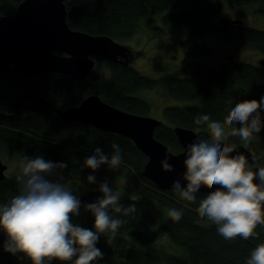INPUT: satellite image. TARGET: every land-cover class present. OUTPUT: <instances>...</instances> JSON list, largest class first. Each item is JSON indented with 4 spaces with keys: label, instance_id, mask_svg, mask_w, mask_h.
<instances>
[{
    "label": "trees",
    "instance_id": "1",
    "mask_svg": "<svg viewBox=\"0 0 264 264\" xmlns=\"http://www.w3.org/2000/svg\"><path fill=\"white\" fill-rule=\"evenodd\" d=\"M20 1L0 0V14L17 11ZM65 1L66 19L72 28L93 34L105 33L119 41L131 37L142 18L162 13L165 25L189 26L179 45L187 54L210 55L212 49L202 41L206 33L212 30L230 43L264 53V29L244 22H219L221 0ZM225 1L233 5L264 2ZM99 60L110 72L105 79L96 76L83 81L55 72L19 74L0 71V152L20 161L25 156L34 158L41 155L45 160L66 162L67 168L57 169L49 178L68 180V188L72 192L74 187L79 191L88 187L87 191L79 194L82 204L95 202L102 196L99 184L105 180L114 189L115 185L109 182V177L122 176L132 181L136 196L122 195L121 203L125 206L135 203L136 211L128 216L111 212L113 218H120L126 223L118 230L113 244L106 243V236L100 237L96 246L104 252V257L97 264H246L251 251L264 243V226H257L258 236L255 238L243 240L237 237L233 241H226L218 234L216 225L201 217L197 211L200 201L208 192L200 191L196 194L195 202H188L173 189L159 188L142 175L148 157L130 137L78 120L64 119L53 107L79 103L94 92L127 111L147 114L151 103L137 92L144 88L161 87L168 96L190 100L185 105L165 106L164 115L170 122L160 124L154 131L156 137L174 151H179L182 146L173 131L175 125L191 127L198 132L200 139H206L209 137L203 129L206 124L196 125L194 120L197 116L207 114L211 120L223 122L237 102L259 100L264 96V62L228 60L219 66H212L194 61L157 78L142 74L131 63ZM95 74L99 72L95 70ZM261 119L264 125V112ZM256 137L264 144V127L260 133L253 134L252 141ZM227 141L234 144L243 142L238 136H228ZM113 143L122 150L118 169L109 170L107 165H102L93 172L83 168L84 159L92 155L96 147L110 156ZM90 174L96 176V184L87 181L82 184L81 180L85 181ZM18 192L16 175L6 172L4 179L0 180V204L7 203ZM172 208L184 210L180 221L174 222L168 216ZM93 220L91 213L85 212L83 207L81 215L73 217V223L88 228L92 227ZM162 229L176 246L184 249L183 253L167 250L164 244L155 249L142 247L154 243ZM5 239V234L0 231V261L6 264H31L27 258L19 260L17 256L5 252L2 246ZM52 264L60 262L53 261Z\"/></svg>",
    "mask_w": 264,
    "mask_h": 264
},
{
    "label": "clouds",
    "instance_id": "2",
    "mask_svg": "<svg viewBox=\"0 0 264 264\" xmlns=\"http://www.w3.org/2000/svg\"><path fill=\"white\" fill-rule=\"evenodd\" d=\"M231 103V101H229ZM264 112V96L259 100L245 99L232 107L223 123L211 120L207 114L195 118L196 125H207L209 137L198 139L186 147L182 180L173 181L175 193L185 201L195 202L202 187L215 189L200 201L197 209L216 225L217 232L226 241L237 237L249 240L258 236L257 226H264V167L254 171L249 157L243 152L232 153L233 144L226 143L228 136H238L245 144L254 133L262 130L261 113ZM233 124L238 128L227 127ZM112 154L96 147L92 155L83 161V168L95 172L102 165L109 170L119 168L122 156L118 144L111 145ZM251 160L256 153L251 152ZM166 172L173 171L168 156L161 162ZM66 162L45 160L43 156H25L20 162V174L16 176L19 192L7 203L0 205V231L6 239L3 250L19 260L27 258L31 264H97L104 252L96 245L102 235L106 243L113 244L116 234L126 223L113 218L111 212L128 216L136 211V204L121 203L122 193L113 191L107 180L99 184L102 196L95 202L83 203L65 184L49 177L57 169L67 168ZM89 184H96V176L88 175ZM93 216L91 228L73 223V217L81 215V208ZM184 210L172 208L168 216L172 221L181 220ZM246 264H264V243L250 253Z\"/></svg>",
    "mask_w": 264,
    "mask_h": 264
},
{
    "label": "water",
    "instance_id": "3",
    "mask_svg": "<svg viewBox=\"0 0 264 264\" xmlns=\"http://www.w3.org/2000/svg\"><path fill=\"white\" fill-rule=\"evenodd\" d=\"M65 0H21L17 11L0 14V71L3 73L36 74L55 72L70 75L79 80L95 78V59L124 62L133 61L129 45L105 33H89L74 29L67 22ZM221 24L243 23L239 18H219ZM229 55L228 59H232ZM264 62V57L259 63ZM64 119L78 120L130 137L136 146L148 157L143 174L161 189H173L175 180H182L185 171L183 160L187 145L200 139L191 127L175 125V134L182 146L174 151L156 137V128L163 122L144 113L127 111L105 101L98 93H90L79 103L66 107L54 106ZM2 114V112H0ZM233 144L232 153L243 152L251 161V152L242 143ZM255 152V151H254ZM168 156L173 171L166 172L161 161ZM254 171L264 166H251ZM8 164L0 155V180L6 176ZM211 190H215L214 188ZM202 187L200 191L209 192Z\"/></svg>",
    "mask_w": 264,
    "mask_h": 264
},
{
    "label": "rangeland",
    "instance_id": "4",
    "mask_svg": "<svg viewBox=\"0 0 264 264\" xmlns=\"http://www.w3.org/2000/svg\"><path fill=\"white\" fill-rule=\"evenodd\" d=\"M222 1V8L218 13V19L222 16H228L230 18L243 19L244 24L253 26L259 29H264V2H256L244 5H233L225 0ZM161 14H153L148 17L142 18L139 21L137 31L128 38L122 41L123 43L130 45L135 50V58L131 65L139 70L142 74L157 77L165 72L174 71L179 66H184L194 61L205 62L212 66H219L228 60L245 61L250 63H257L264 53L261 50L248 48L245 46H238L230 43L224 37L217 35L215 30H212L203 38V43L212 49V53L209 54H187L181 48L180 40L184 38L188 32L189 26L183 25L181 27H170L165 25L162 21ZM229 55H233L232 59H228ZM99 59H97L95 70L99 72L97 78H107L110 75L108 69H106ZM137 95L149 100L151 103V109L147 112V115L157 117L163 123H169L170 121L164 115V107L167 105H185L190 103L187 99H178L166 95L161 87L144 88L137 92ZM223 123V122H222ZM233 127H239L237 124H233L227 127L230 131ZM208 134L209 129L207 125L203 128ZM246 148L252 149L256 153V160L249 161L251 166L259 165L264 166V144L261 143L257 137L250 143L245 144ZM2 160L8 164L7 173H13L16 176L20 174V160L14 156L3 154L0 152ZM59 182L65 184L67 187L69 181L57 177ZM56 179V180H57ZM87 180H81L82 184ZM109 182L115 186L113 191H119L124 196H136L134 189L132 188V181L122 176L109 177ZM74 189V194H81L87 191H79L77 187ZM77 190V191H76ZM2 205V204H0ZM165 230H161L159 236L152 244H145L142 247L155 249L160 247V244H164L167 250H172L178 253H183L184 249L179 245L176 246L169 237H167ZM0 264H6L0 261Z\"/></svg>",
    "mask_w": 264,
    "mask_h": 264
},
{
    "label": "flooded vegetation",
    "instance_id": "5",
    "mask_svg": "<svg viewBox=\"0 0 264 264\" xmlns=\"http://www.w3.org/2000/svg\"><path fill=\"white\" fill-rule=\"evenodd\" d=\"M132 56H133V60H134V58H135V50L132 48ZM96 60V62H97V59H95ZM130 63H132V62H130ZM92 78H89V80H91Z\"/></svg>",
    "mask_w": 264,
    "mask_h": 264
},
{
    "label": "crops",
    "instance_id": "6",
    "mask_svg": "<svg viewBox=\"0 0 264 264\" xmlns=\"http://www.w3.org/2000/svg\"><path fill=\"white\" fill-rule=\"evenodd\" d=\"M236 18V17H235ZM243 20V19H242ZM264 57V56H263Z\"/></svg>",
    "mask_w": 264,
    "mask_h": 264
}]
</instances>
